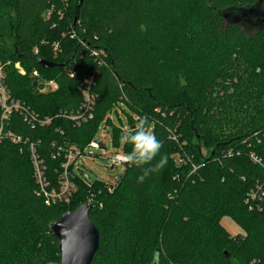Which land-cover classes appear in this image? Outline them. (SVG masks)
<instances>
[{"label":"trees","instance_id":"obj_1","mask_svg":"<svg viewBox=\"0 0 264 264\" xmlns=\"http://www.w3.org/2000/svg\"><path fill=\"white\" fill-rule=\"evenodd\" d=\"M260 1L0 0L1 82L21 108L1 120L0 102V264H60L50 226L84 204L100 236L91 264H264V23L243 15L264 14ZM91 76L92 119L79 123ZM122 104L150 122L159 154L129 162L114 186L88 184L72 163L68 202L49 205L31 147L47 191H60L68 152L85 150ZM225 217L243 234H229Z\"/></svg>","mask_w":264,"mask_h":264},{"label":"rangeland","instance_id":"obj_2","mask_svg":"<svg viewBox=\"0 0 264 264\" xmlns=\"http://www.w3.org/2000/svg\"><path fill=\"white\" fill-rule=\"evenodd\" d=\"M55 86L56 84H46L44 92L55 90ZM108 118L112 124L106 125L103 123L95 138V141L100 144L101 148L94 150L87 148V146L85 148V154L80 157L72 156V158L69 159L70 164L73 163L76 167H79L82 170L84 177L87 178L88 184L98 181L108 186H114L125 173L126 166L116 165L112 169L110 160L117 154L124 153L122 147L127 142L128 135L133 134L130 118H133L136 122L138 121V118L129 110L127 106L123 104L110 114ZM115 129H119L121 131V147L114 146L113 136ZM151 131L153 132V127H151ZM63 175H65V172ZM72 190V188H69L65 192L64 196L66 197ZM221 225L232 236L243 234L238 225H236L232 219L228 217L222 219Z\"/></svg>","mask_w":264,"mask_h":264},{"label":"built area","instance_id":"obj_3","mask_svg":"<svg viewBox=\"0 0 264 264\" xmlns=\"http://www.w3.org/2000/svg\"><path fill=\"white\" fill-rule=\"evenodd\" d=\"M35 52L37 53V51H35ZM16 68L19 69V65H16ZM21 73H23V72L21 71ZM33 75L38 76L37 72H34ZM3 77L4 76L0 71V94H1L0 102H1L2 107L4 109L1 120H6V119H8V117L10 116V114L12 113L13 110L18 111L21 108H20L19 104H12V105L8 104V97L6 96L5 88H4V86H2V82H1ZM93 83H94V77L91 76L86 81L85 85L82 87L83 103H82L80 111L77 113V116L71 118L73 121H77L80 123V122H86L87 120L92 119V109H93L94 100H95V98L92 95ZM50 84H55V83H50ZM55 89H57V85L55 86ZM29 119L33 123L38 122V120H39L38 117H36L34 114H30ZM51 121L52 120L50 118H46L45 120H39V122L42 125H48L51 123ZM1 138L2 137H1V129H0V139ZM14 141L17 142V141H20V139L15 138ZM87 148L98 150L101 147H100V144L98 142L93 141L89 144V146ZM31 151H32L33 165L35 168V178H36V181L41 188L43 195L46 197L47 203L49 205H52L53 203H55V201L68 202V200H69L68 197L70 195V192L68 193V195L66 197L64 196V194L69 188L74 189V186L70 182V180L68 178V173H67V168L70 165L69 159H71L72 156H79V157L82 156L83 154H85L86 149L83 151L72 149L68 152L67 163L63 166L65 169V175L62 176L60 191H52V192L47 191L48 183H47V180L45 178V167L42 166V162L38 161V157L36 156L35 150L33 147H31ZM128 156L129 155L125 154V153L117 154L114 158H112L110 160V163L112 164V168H114L116 165L126 166L130 162L128 159ZM251 160L253 161V163H255L257 165H260V166L262 165L261 158L255 154L251 155ZM262 196H263V191L259 187L255 191H252L250 193L247 203H250V202L252 203L258 199H261ZM253 264H254V262H253Z\"/></svg>","mask_w":264,"mask_h":264},{"label":"water","instance_id":"obj_4","mask_svg":"<svg viewBox=\"0 0 264 264\" xmlns=\"http://www.w3.org/2000/svg\"><path fill=\"white\" fill-rule=\"evenodd\" d=\"M263 0L259 2V5ZM83 1H80V4ZM243 15L263 18L264 14L258 8L247 10ZM38 64L43 69L62 68L63 65L39 59ZM39 78H36L33 87H36ZM113 169V168H112ZM91 207L89 204L80 206L74 212L64 214L61 219L51 224L52 234L59 241L60 264H91L100 244L97 228L90 220Z\"/></svg>","mask_w":264,"mask_h":264},{"label":"clouds","instance_id":"obj_5","mask_svg":"<svg viewBox=\"0 0 264 264\" xmlns=\"http://www.w3.org/2000/svg\"><path fill=\"white\" fill-rule=\"evenodd\" d=\"M127 142L133 146L128 159L135 165H142L151 162L159 154L162 147V142L157 139L155 134L151 131V124L145 118H141L136 123L134 134L128 135ZM167 162V155L161 156L159 162L154 167L144 171V174L139 177V180L142 182L149 172H157L161 170Z\"/></svg>","mask_w":264,"mask_h":264}]
</instances>
